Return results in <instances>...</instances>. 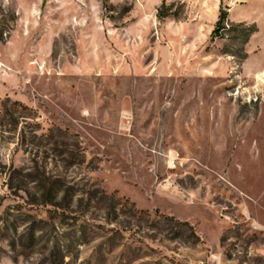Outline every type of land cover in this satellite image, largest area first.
I'll list each match as a JSON object with an SVG mask.
<instances>
[{
  "label": "rangeland",
  "instance_id": "obj_1",
  "mask_svg": "<svg viewBox=\"0 0 264 264\" xmlns=\"http://www.w3.org/2000/svg\"><path fill=\"white\" fill-rule=\"evenodd\" d=\"M5 99L0 264H264V0H0Z\"/></svg>",
  "mask_w": 264,
  "mask_h": 264
},
{
  "label": "trees",
  "instance_id": "obj_2",
  "mask_svg": "<svg viewBox=\"0 0 264 264\" xmlns=\"http://www.w3.org/2000/svg\"><path fill=\"white\" fill-rule=\"evenodd\" d=\"M6 102H10V106H7ZM2 106L3 107L0 109V127H4L6 124H10V126H12L10 130H15L19 122H24L27 118H30L32 116L31 115L32 111L18 101H10L9 99H5L4 101H2ZM41 190L45 191L44 195L42 196L43 203L51 204L55 199L56 191L54 192L51 187L48 188L45 186H42ZM101 198L107 199L108 197L106 195H103V197ZM122 200L124 205L128 206V210L130 213H132L133 216L134 215L139 216L141 214H145L143 211H137L134 207V204L129 202L127 199L122 198ZM116 204L122 206L120 203H116ZM103 208L105 209L106 207ZM178 224L187 226L188 229H190L191 233L193 234L191 226L187 225L186 223H180V222H178Z\"/></svg>",
  "mask_w": 264,
  "mask_h": 264
}]
</instances>
